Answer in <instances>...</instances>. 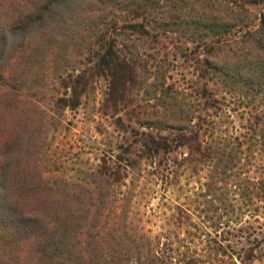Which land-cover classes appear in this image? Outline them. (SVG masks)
<instances>
[{
    "label": "trees",
    "instance_id": "16d2710c",
    "mask_svg": "<svg viewBox=\"0 0 264 264\" xmlns=\"http://www.w3.org/2000/svg\"><path fill=\"white\" fill-rule=\"evenodd\" d=\"M261 5L264 0H0V264H166L151 241L104 233L110 199L127 175L104 162L87 183L72 186L44 168L52 132L100 83V113L132 133L118 149L125 170L185 148L189 173L207 171L204 195L235 186L243 210L264 215V9H251ZM123 12L128 18L120 25ZM168 33L204 46L202 78L250 110L238 143L250 166L244 183L233 178L234 150L212 140L219 89L208 81L203 86L199 115L175 113L165 94L155 105L143 100L146 73L161 50L145 57L132 38L160 46ZM81 49L88 54L85 69L62 71L61 61ZM164 93L172 96V88ZM215 250L216 264H264V225L245 256L228 254L222 244ZM176 252L179 262L197 263Z\"/></svg>",
    "mask_w": 264,
    "mask_h": 264
},
{
    "label": "rangeland",
    "instance_id": "374dc122",
    "mask_svg": "<svg viewBox=\"0 0 264 264\" xmlns=\"http://www.w3.org/2000/svg\"><path fill=\"white\" fill-rule=\"evenodd\" d=\"M251 9L259 14L264 7L252 6ZM125 13L118 15L120 25L128 18ZM253 24L256 25L257 20L254 19ZM119 37L123 39L124 35L119 34ZM132 39L145 57L161 50L158 64L152 60L151 70L146 73L143 100L155 105L165 94L175 113L195 112L199 115L203 108L202 88L208 81L202 78L199 65L204 59V46L197 49V45L171 33L160 38L164 45L158 47L150 38H141L138 34ZM84 52L85 49L75 50L70 59L61 61L62 71L79 73L85 69L84 60L88 54ZM165 56L169 63L162 60ZM208 82L213 91L219 89L215 97L221 107L220 115L214 121L212 140L234 150L231 162L233 178L244 183L250 166L238 143L244 142L250 110L227 90ZM97 87L84 98L78 109L68 110L63 125L52 132L49 150L43 158L45 170L72 186L87 183L88 174L104 162L113 171L120 170L127 175L125 184L117 187L110 199L104 233L119 232L127 239L130 235L132 239L149 245L151 241L166 264H183L179 262L182 256H178V248L181 253L194 258L196 264H216L217 259H221L215 250L220 244L227 248L228 254L245 256L250 240L264 225V215L251 216L243 210L245 205L240 201L235 186L222 189L219 195H204L207 171L197 175L189 173L183 162L187 152L185 148L159 158L153 165L145 161L140 169L125 170L118 149L119 144L132 133H124L122 128L113 124V117L100 113L105 84L100 83ZM168 87L172 88V96L164 93ZM159 108L162 113L167 111L164 105L159 104ZM123 116L128 124L129 117ZM231 263L232 260L227 259V264ZM237 264H241V260H237Z\"/></svg>",
    "mask_w": 264,
    "mask_h": 264
}]
</instances>
